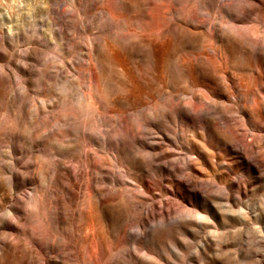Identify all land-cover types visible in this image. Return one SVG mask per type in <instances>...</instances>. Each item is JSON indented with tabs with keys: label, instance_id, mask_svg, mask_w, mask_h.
<instances>
[{
	"label": "rangeland",
	"instance_id": "374dc122",
	"mask_svg": "<svg viewBox=\"0 0 264 264\" xmlns=\"http://www.w3.org/2000/svg\"><path fill=\"white\" fill-rule=\"evenodd\" d=\"M0 264H264V0H0Z\"/></svg>",
	"mask_w": 264,
	"mask_h": 264
}]
</instances>
